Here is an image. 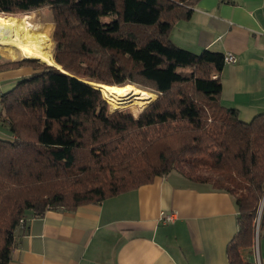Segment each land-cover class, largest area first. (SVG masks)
<instances>
[{"label":"trees","instance_id":"trees-1","mask_svg":"<svg viewBox=\"0 0 264 264\" xmlns=\"http://www.w3.org/2000/svg\"><path fill=\"white\" fill-rule=\"evenodd\" d=\"M199 1L0 0V15L50 11L61 67L0 58V70L36 67L0 99L10 135L0 136V264H10L27 220L100 204L173 172L234 197L228 264H256L264 112L245 122L224 106V54L171 40ZM87 82L138 86L157 98L135 117L112 110Z\"/></svg>","mask_w":264,"mask_h":264},{"label":"crops","instance_id":"crops-1","mask_svg":"<svg viewBox=\"0 0 264 264\" xmlns=\"http://www.w3.org/2000/svg\"><path fill=\"white\" fill-rule=\"evenodd\" d=\"M170 37L194 53L233 55L236 62L225 63L221 73L224 106L245 122L264 112V0H200ZM35 72L29 66L0 70V99ZM4 129L0 122V136ZM162 212L177 217L164 224ZM237 218L230 193L173 172L100 204L27 220L10 264H228ZM257 254L250 259L264 264V231Z\"/></svg>","mask_w":264,"mask_h":264},{"label":"bare ground","instance_id":"bare-ground-1","mask_svg":"<svg viewBox=\"0 0 264 264\" xmlns=\"http://www.w3.org/2000/svg\"><path fill=\"white\" fill-rule=\"evenodd\" d=\"M28 19L26 17L19 21L0 16V50L6 52L11 59H16L18 51L19 55L26 59H36L48 65H54L53 55L47 43L38 36L34 25ZM101 88L105 99L115 108H127L134 104L146 107L156 99L154 94L132 85L125 87L105 85Z\"/></svg>","mask_w":264,"mask_h":264},{"label":"rangeland","instance_id":"rangeland-1","mask_svg":"<svg viewBox=\"0 0 264 264\" xmlns=\"http://www.w3.org/2000/svg\"><path fill=\"white\" fill-rule=\"evenodd\" d=\"M0 16L1 17L3 16V18H5V19H9L10 18L12 20L15 19V20H19V21L24 19V18H26V17H28L29 18L28 19L29 22L34 25L35 31L37 32L38 36L40 38H42L47 43V45H48V47L50 49V52H52L53 59H54L55 44H54V42L52 40V34H53V31H54L55 24L53 22V18H52L51 14H50V11L48 9L38 10V11L32 12V13L27 14V15H23V16H7V15H0ZM50 38H51V41H50ZM17 52H16V59H11V58H9L7 56L6 52H3V51L0 50V58L3 61H7V62L8 61H10V62L11 61H18V60H23V59L25 60V58L22 55H19L20 53L19 52L17 53ZM35 62L40 63V64L48 65V64L40 62V61H35ZM48 66H56L57 68L61 69V67L56 64L55 60H54V65H48ZM31 68L34 71L36 70L35 66H31ZM114 87H117V86H114ZM134 87L139 88L138 86H134ZM139 89L147 91V92H149L151 94H154L155 97L157 98V95L155 93H153L152 91H150L148 89H145V88H139ZM102 95H103V93H102ZM103 97H104V95H103ZM104 99H105V97H104ZM105 100L107 101V99H105ZM108 104L111 106L112 110L123 111L124 113L132 114L135 117H138L139 114L142 112V110L145 109L148 106L147 105L146 107H142L140 105L134 104V106L127 107V108H129V109H127V108H124V107L115 108L109 102H108ZM246 122H249V121H246ZM5 128H6V130L4 129V133H6V136H8V137H6V136H1V137L9 138L10 135H9L8 128L7 127H5Z\"/></svg>","mask_w":264,"mask_h":264},{"label":"built area","instance_id":"built-area-1","mask_svg":"<svg viewBox=\"0 0 264 264\" xmlns=\"http://www.w3.org/2000/svg\"><path fill=\"white\" fill-rule=\"evenodd\" d=\"M235 62H236V59H235V57L233 55L225 56V63L226 64H231V63H235ZM176 217H177V213H175V212H167V213L166 212H162L161 216H160V222L164 223V224H169V223L174 222ZM257 243H258V239H257L256 246H255V249H256L255 250V255L257 257H259L258 254H257ZM256 263L257 264L259 263V258H257Z\"/></svg>","mask_w":264,"mask_h":264},{"label":"water","instance_id":"water-1","mask_svg":"<svg viewBox=\"0 0 264 264\" xmlns=\"http://www.w3.org/2000/svg\"><path fill=\"white\" fill-rule=\"evenodd\" d=\"M25 59H26V58H25ZM26 60L38 61V60H36V59H26ZM59 69H60V68H59ZM91 86H93L94 88H96L97 90H99V91H101V92L103 93L101 87H103V86H105V85L94 83V84H91ZM143 110H144V109H143ZM143 110H142V111H143Z\"/></svg>","mask_w":264,"mask_h":264}]
</instances>
